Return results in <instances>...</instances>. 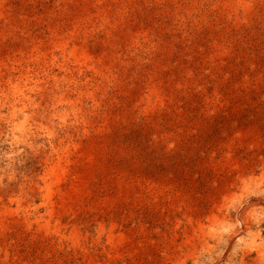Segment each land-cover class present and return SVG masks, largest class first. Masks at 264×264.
<instances>
[{
    "label": "rangeland",
    "instance_id": "obj_1",
    "mask_svg": "<svg viewBox=\"0 0 264 264\" xmlns=\"http://www.w3.org/2000/svg\"><path fill=\"white\" fill-rule=\"evenodd\" d=\"M0 264H264V0H0Z\"/></svg>",
    "mask_w": 264,
    "mask_h": 264
}]
</instances>
